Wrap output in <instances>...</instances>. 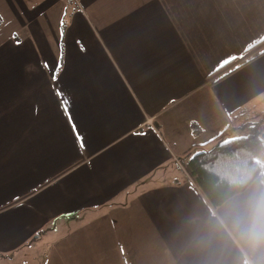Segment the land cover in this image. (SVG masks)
<instances>
[{"label": "crops", "instance_id": "obj_1", "mask_svg": "<svg viewBox=\"0 0 264 264\" xmlns=\"http://www.w3.org/2000/svg\"><path fill=\"white\" fill-rule=\"evenodd\" d=\"M66 1L0 5V264H264L223 215L264 172L214 208L185 168L264 136V53L220 78L264 48V0Z\"/></svg>", "mask_w": 264, "mask_h": 264}, {"label": "trees", "instance_id": "obj_2", "mask_svg": "<svg viewBox=\"0 0 264 264\" xmlns=\"http://www.w3.org/2000/svg\"><path fill=\"white\" fill-rule=\"evenodd\" d=\"M263 42L264 39L254 44L250 50ZM263 53L264 48L256 55L235 65L220 78ZM232 62L223 68L228 67ZM232 115L230 119L234 121L236 117ZM255 125L249 126L248 134L229 139L209 150L200 151L185 163L189 176L212 207L220 206L233 195L245 190L256 179L263 177L264 163L260 157L264 150V136H260L255 131Z\"/></svg>", "mask_w": 264, "mask_h": 264}, {"label": "clouds", "instance_id": "obj_3", "mask_svg": "<svg viewBox=\"0 0 264 264\" xmlns=\"http://www.w3.org/2000/svg\"><path fill=\"white\" fill-rule=\"evenodd\" d=\"M223 215L243 237L264 240V193L251 197L242 207L228 205Z\"/></svg>", "mask_w": 264, "mask_h": 264}, {"label": "rangeland", "instance_id": "obj_4", "mask_svg": "<svg viewBox=\"0 0 264 264\" xmlns=\"http://www.w3.org/2000/svg\"><path fill=\"white\" fill-rule=\"evenodd\" d=\"M11 2L13 1V0H10ZM9 2V0H4V2H3V0H0V5L1 4H7ZM68 4H66L64 7H65V9L67 10V9H69V8H71L72 7V2H71V0H68V1H66ZM7 8H8V5H7ZM65 10V11H66ZM17 24V22H6L5 20H2L1 19V15H0V24H1V27H3L2 28V33H1V35L2 36H4V35H6V34H8L9 33V30H10V28H12V27H14V24ZM4 25V26H3ZM22 32H25V31H22ZM16 35V34H15ZM15 35H14V37H15ZM1 38V37H0ZM235 131H237V130H234V129H232V130H230V131H228V133H233V132H235ZM247 129L245 130V133H247ZM235 135H240V134H235ZM262 135H263V133H262ZM71 216L73 215V214H70ZM59 226L58 227H56V228H52L49 232H48V234L47 235H44V234H42V236L39 238V240H36L37 242L36 243H40V245H36L35 244V246H34V249L37 251V253H41L43 250H45L47 247H48V245H49V242L51 241V239L53 238V241H54V239L56 238V237H58V236H60V235H62L63 234V232H65V234L67 233V231L68 230H66V229H68V227L70 226V224L69 223H66L65 221H63V220H61L60 222H59V224H58ZM35 243V242H34Z\"/></svg>", "mask_w": 264, "mask_h": 264}, {"label": "snow or ice", "instance_id": "obj_5", "mask_svg": "<svg viewBox=\"0 0 264 264\" xmlns=\"http://www.w3.org/2000/svg\"><path fill=\"white\" fill-rule=\"evenodd\" d=\"M55 78V77H54Z\"/></svg>", "mask_w": 264, "mask_h": 264}]
</instances>
